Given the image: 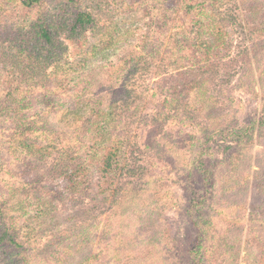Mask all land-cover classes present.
Listing matches in <instances>:
<instances>
[{
    "label": "rangeland",
    "instance_id": "obj_1",
    "mask_svg": "<svg viewBox=\"0 0 264 264\" xmlns=\"http://www.w3.org/2000/svg\"><path fill=\"white\" fill-rule=\"evenodd\" d=\"M191 1L82 0L98 27L61 34L69 63L38 89L40 77L21 84L17 64L39 8L1 0L0 19L22 32L0 50V102L21 84V114L42 117L59 144L46 160L24 153L0 112V238L14 237L0 240V264H260L264 0L212 7L229 20L231 46L205 62ZM56 7L41 11L57 17ZM202 64L196 93L188 74ZM97 123L98 150L115 141L122 160L138 162L105 186L106 201L95 178L73 191L52 169L58 151H92Z\"/></svg>",
    "mask_w": 264,
    "mask_h": 264
},
{
    "label": "trees",
    "instance_id": "obj_2",
    "mask_svg": "<svg viewBox=\"0 0 264 264\" xmlns=\"http://www.w3.org/2000/svg\"><path fill=\"white\" fill-rule=\"evenodd\" d=\"M20 4L22 7L39 8L40 14L33 22H29V30L32 38L29 39L33 42L31 45L21 50L20 63L17 65L23 70L24 82H30L40 77L42 83L38 86V82H33L38 89L46 86L45 81L50 78L58 79V74L63 73L68 65L66 55V44L60 39L62 33H68L70 39L81 37V35L88 29L95 31L98 27L95 22L93 13H89L82 9V0H12ZM56 3L62 8L56 7L57 17L49 16V12L44 10L46 2ZM219 0H197L187 3V14L191 12L194 14V21L196 24L193 27L196 32V42L201 49L204 57V62L209 59L211 55L218 54L221 50L230 48L231 41L229 40L230 34L228 32V19L222 17L213 6ZM1 2V0H0ZM2 3H0V8ZM16 28V27H15ZM21 30H15L13 27L0 19V50L1 47L5 48L4 44L9 40L10 42L17 38ZM5 46V47H4ZM204 64L199 65L189 75L188 86L190 89L199 93L202 86V79L199 78ZM37 83V84H36ZM10 86L4 101L0 102V112L10 115V119L14 123L12 130V142L16 144V148L21 149L28 155L38 156L39 159L46 160L47 156L52 154V149L56 148L59 144L58 141L49 137L50 128L41 126L43 122L42 117L38 114L33 116L27 113L21 114L23 105L15 103V92L20 94V86ZM24 89V87H22ZM27 91L34 89L32 85H26ZM36 88V89H37ZM85 103L82 100L81 103ZM84 109H75L77 112H82ZM74 110H68L67 112ZM94 115L100 116L96 121H101L103 114L93 112ZM107 114V113H106ZM39 117V118H38ZM157 120V119H156ZM94 145L89 149L92 151H85L84 153L76 152V155L65 151H58V156L54 160L52 169L57 170L59 176H63L68 182L70 190L79 191L80 183L89 180L90 178L96 179L97 193L103 196L102 201L107 200L105 192L110 191L113 193L112 187L106 188V185L114 183L118 180L124 172L133 173L136 171L138 162L131 163V159L122 160L121 147L118 142L113 141L111 145L106 146L104 151L98 150L97 143L103 133V125L97 123L93 130ZM46 135L48 141H44ZM133 170V171H132ZM117 188V187H116ZM115 188V189H116ZM81 190L80 192H82ZM100 195V196H101ZM41 214V213H40ZM198 224V222H196ZM13 235L5 232L0 240H11ZM260 264H264V256L261 257Z\"/></svg>",
    "mask_w": 264,
    "mask_h": 264
}]
</instances>
